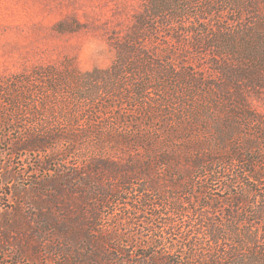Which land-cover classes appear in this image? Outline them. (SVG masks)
I'll return each mask as SVG.
<instances>
[{
    "label": "trees",
    "instance_id": "obj_1",
    "mask_svg": "<svg viewBox=\"0 0 264 264\" xmlns=\"http://www.w3.org/2000/svg\"><path fill=\"white\" fill-rule=\"evenodd\" d=\"M161 28L171 49L149 42ZM113 47L106 69L0 81V128L40 170L75 155L64 186L93 208L120 197L112 184L141 192L125 220L146 234L100 228L92 209L55 264H264V0H148Z\"/></svg>",
    "mask_w": 264,
    "mask_h": 264
},
{
    "label": "rangeland",
    "instance_id": "obj_2",
    "mask_svg": "<svg viewBox=\"0 0 264 264\" xmlns=\"http://www.w3.org/2000/svg\"><path fill=\"white\" fill-rule=\"evenodd\" d=\"M147 2L0 0V81L31 74L38 67H52L61 75L75 67L81 71L109 68L116 58L113 43L129 32ZM169 34L167 29H158L149 42L167 43L171 49L165 39ZM177 52L182 55L184 47H178ZM192 58L190 63L197 64ZM257 109L264 114V100ZM1 134L7 137L0 138V261L17 263L22 249L21 264H55L58 255L52 249L63 244L66 237L71 239H67L71 248L79 247L83 217H90L92 209L104 219L100 228L119 225V233H147L140 220H134L136 225L125 220L129 216L125 208L141 195L134 189L138 185L127 193L112 184L111 189L120 191V197L107 207L96 203L93 208V201L83 200L80 191L64 186L66 179L71 180L65 179V169L72 170L75 155L57 153L51 170L42 171L44 155L15 149L17 132L0 128ZM93 182L106 185L108 180Z\"/></svg>",
    "mask_w": 264,
    "mask_h": 264
}]
</instances>
